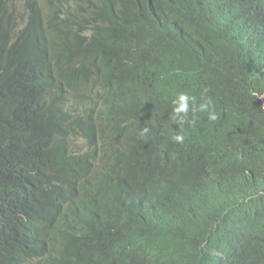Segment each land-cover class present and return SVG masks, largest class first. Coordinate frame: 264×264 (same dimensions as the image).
Instances as JSON below:
<instances>
[{
    "label": "trees",
    "instance_id": "trees-1",
    "mask_svg": "<svg viewBox=\"0 0 264 264\" xmlns=\"http://www.w3.org/2000/svg\"><path fill=\"white\" fill-rule=\"evenodd\" d=\"M0 264H264V0H0Z\"/></svg>",
    "mask_w": 264,
    "mask_h": 264
},
{
    "label": "clouds",
    "instance_id": "clouds-1",
    "mask_svg": "<svg viewBox=\"0 0 264 264\" xmlns=\"http://www.w3.org/2000/svg\"><path fill=\"white\" fill-rule=\"evenodd\" d=\"M172 118L175 123L183 127L185 123L189 125L195 124V119H188L189 113L202 112L207 113L209 121L217 120V114L214 110L213 101L208 97H201V102L197 105L196 98L190 97L187 93H179L172 101ZM149 127H143L139 130L138 135L145 137L150 133ZM172 142L183 144L185 136L182 133H177L172 136Z\"/></svg>",
    "mask_w": 264,
    "mask_h": 264
},
{
    "label": "bare ground",
    "instance_id": "bare-ground-1",
    "mask_svg": "<svg viewBox=\"0 0 264 264\" xmlns=\"http://www.w3.org/2000/svg\"><path fill=\"white\" fill-rule=\"evenodd\" d=\"M93 57H94V56H93ZM99 58H100V57H99ZM77 61H78V60H77ZM67 150H68V149H67ZM68 152H69V151H68ZM68 152H67V153H68Z\"/></svg>",
    "mask_w": 264,
    "mask_h": 264
}]
</instances>
